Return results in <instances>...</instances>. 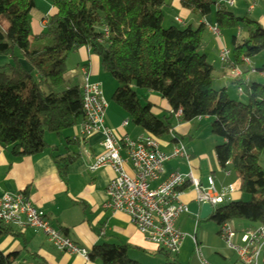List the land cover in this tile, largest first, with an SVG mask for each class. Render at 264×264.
<instances>
[{
	"label": "trees",
	"instance_id": "obj_1",
	"mask_svg": "<svg viewBox=\"0 0 264 264\" xmlns=\"http://www.w3.org/2000/svg\"><path fill=\"white\" fill-rule=\"evenodd\" d=\"M37 1L0 0V58L11 62L0 69L1 149L16 160L36 157L47 149L46 134L60 137L82 123L81 88L66 82L65 60L85 48L98 59L101 73L117 84L112 103L144 135L155 141L168 137L177 113L180 124L211 120L212 136L223 142L214 149L216 163L250 200L220 206L203 223L211 222L218 229L234 222L264 226V174L259 166L264 152V86L248 85L242 77L232 82L242 90L245 103L232 101L225 90L213 89V69L199 53L204 25L195 30L164 29L162 9L167 0H41L52 15L31 38L29 17ZM180 5L199 20L213 16L219 34L245 33L241 41L231 37L230 70L264 52V28L258 24L234 17L214 0H181ZM258 73L264 74V65ZM135 91L158 96L169 116L153 117L152 107L141 106ZM66 145L77 144L66 140ZM52 161L65 182L75 157ZM9 234L0 227V239ZM127 250L95 246L88 261L137 264L129 260ZM162 256L164 264H176ZM17 257L0 253V264H15Z\"/></svg>",
	"mask_w": 264,
	"mask_h": 264
},
{
	"label": "crops",
	"instance_id": "obj_2",
	"mask_svg": "<svg viewBox=\"0 0 264 264\" xmlns=\"http://www.w3.org/2000/svg\"><path fill=\"white\" fill-rule=\"evenodd\" d=\"M214 1L217 3L216 0ZM223 1L234 2V6L228 9L234 17L247 19L264 28V4L257 2V0ZM180 2L181 0H167L166 12L162 13V27L164 29L192 28L195 30L200 25H204L206 29L199 53L206 56L210 67L213 69L212 87L214 90H225L228 97L231 95L234 98L233 100L241 103L244 96H237L236 88L227 75L231 71V66L228 65L225 67L218 60L220 50L227 51L229 53V59H231V50L227 47L229 41L225 42L221 35L218 41H216L210 34V29L215 28L213 16H209L204 20L194 18L181 8ZM33 13L34 11L31 12L30 16ZM35 13L33 14L34 17L32 16L33 25H31L30 30L33 37L42 31L46 19L52 15V9L41 0H38L35 6ZM223 34L227 35L230 41L233 36L238 41L245 38V33L240 31L238 33ZM208 39L212 40L210 46L206 44ZM255 59L249 60V67L242 66L239 69L243 75L241 80L248 85L255 83L264 86V74L258 73L264 65V60L261 67L258 68L255 66ZM10 65L11 62L8 59L0 58V69ZM65 67V80L72 87H81V70H85L88 74L90 84H100L98 82L101 76L99 61L88 49L81 48L77 52L69 54L65 60ZM229 87L232 88L233 93L229 91ZM229 99L231 98L229 97ZM149 100L152 102L150 104L152 114L158 117L163 116L162 119L169 116V109L163 100L154 96H150ZM245 101L246 99H244ZM121 113L118 108L109 109L107 107L104 117V127L118 138L127 137L129 140L134 141L143 136V133L134 135L133 140L129 137L126 131L129 126L127 128L121 127L123 122H127L123 113ZM172 122L175 124L172 127V134L169 137L172 136L175 141L170 138L166 150L162 151L159 145L158 150L164 155H169L173 147L179 144L186 151L189 160L174 159L169 161L164 169L165 176L174 172H178L184 176L191 175L203 189L207 187V179L211 177L214 181V187L217 190L231 188L232 193L228 196V203L236 202L237 200L241 201L242 195L238 191L237 183H230V177L227 178L222 174L214 155V169L208 172V175H205L206 178H204L201 171L202 164L206 161L209 165V161H207L209 155H206L201 149L192 148L191 144L184 147L182 139L176 135V133H179L187 137L190 142H193L192 139L195 140V143L211 142L214 146V152V149L223 142L213 140L211 120L201 119L190 124H180L177 120L173 119ZM194 130L196 135L193 138L190 137V134ZM69 133L68 140L72 141L77 134V128ZM101 141L102 138L100 135H94L85 144L76 145L78 153L72 155L75 157V163L69 167L65 182L58 177L52 161V158L56 157L54 154L59 153L57 146L52 145L48 147L46 145L47 149H51V152L46 153L44 151L39 156L19 160L13 159L8 150L0 148V199L5 195H23L33 209L47 216L54 230L59 233L62 232L64 237L74 246L87 253L93 247L99 246L100 244L114 247H128L127 257L129 260L137 264H145L139 259L147 258L152 260L153 258H148L150 256L149 254L154 251L151 248L152 246L144 241L125 216L111 214L102 209L106 201V189L113 178L112 172L105 169L90 174L87 171L91 163L103 155ZM53 149H56V152H53ZM172 161L174 165L171 167L169 164ZM191 161L192 164H189ZM184 166L188 168V173ZM211 166L213 168V164ZM259 166L264 174V152L261 154ZM125 171L130 173L127 166ZM195 200L196 195L194 191L191 187H187L182 198V204L186 206L187 214L182 215L175 224L177 231L185 236L179 254L176 257V263L189 264L188 258L190 260L193 256L192 264H199L195 256V251H197L199 258L206 264H240L238 258L229 252L219 239V229L217 227L215 231H199L201 225L206 224L203 222L209 219L203 222L199 221L201 207L196 204ZM199 222L203 224H199ZM237 223L240 224L232 230L238 235L258 228L242 224V222ZM0 253L4 257L18 254L15 264H98L97 262L91 263L87 260L85 261L78 256L59 254L51 248L42 235L32 232H27L25 235L20 236L14 230H10L9 235L0 239ZM158 263L159 261L157 260L155 264Z\"/></svg>",
	"mask_w": 264,
	"mask_h": 264
},
{
	"label": "built area",
	"instance_id": "obj_3",
	"mask_svg": "<svg viewBox=\"0 0 264 264\" xmlns=\"http://www.w3.org/2000/svg\"><path fill=\"white\" fill-rule=\"evenodd\" d=\"M216 1L228 9L234 6V2ZM257 2L264 4V0ZM210 34L214 38H220L216 28L210 29ZM218 60L221 65L228 66L229 53L220 50ZM242 65L249 67V61L243 60ZM81 75L83 121L77 127V134L72 142L83 145L94 135L102 138L103 155L87 168L90 174L105 169L112 172L113 178L106 189V201L102 209L125 216L144 241L156 247L159 254L176 258L185 239L177 231L175 224L182 215L187 214V208L182 204L186 188L191 187L194 191L197 205H207L212 212L228 203L231 188L217 190L211 177L207 179V187L203 189L191 175L184 176L174 172L165 176L164 169L169 161L189 160L186 151L177 144L169 155H164L159 152L157 141L149 136L144 135L134 141L127 137H116L104 127L107 106L100 86L90 84L85 70H81ZM227 75L234 82L242 77V72L236 69L229 71ZM236 94L243 97L241 89H236ZM179 116V113L175 114L174 119L177 120ZM128 126V122H123L121 127ZM171 139L175 141L172 136ZM126 166L130 173L125 171ZM222 174L229 177L227 172ZM0 227L14 230L20 236L27 232L40 234L55 252L78 256L88 261V253L54 230L47 216L33 209L23 195H5L0 199ZM219 239L238 258L240 264H258L264 251V226L238 235L229 225H224L219 229ZM192 242L195 245L193 239ZM195 256L199 264H206L199 258L197 251Z\"/></svg>",
	"mask_w": 264,
	"mask_h": 264
},
{
	"label": "rangeland",
	"instance_id": "obj_4",
	"mask_svg": "<svg viewBox=\"0 0 264 264\" xmlns=\"http://www.w3.org/2000/svg\"><path fill=\"white\" fill-rule=\"evenodd\" d=\"M166 10H168V9H166ZM164 12H166L165 11V7L162 9V13H164ZM33 14H36L35 13V10H34V13ZM33 14L29 17V20H30V25H29L30 30H31V25H33V20H32V16L34 17ZM41 16L43 17V15H41ZM220 35L225 40V42L226 41L227 42L229 41V43L227 44V47L231 50V42L229 40V37H227V35H224L223 33H221ZM31 38H34V37L31 35ZM214 39L216 41H218L219 38L218 39L217 38H214ZM202 40H204V38H202ZM206 44H207V46L208 45L210 46V44H212V40L208 39L207 42H206ZM263 60H264V52L260 56L256 57V59L254 60L255 66L258 67V68H260L261 65H262V63H263ZM98 82L100 83L99 86H100V91H101V94H102V98L104 99L105 103L107 104V107L109 109H116L115 105L112 103V97H113V95H114V93H115V91L117 89V84L115 83V81L110 76L104 75L103 73H101V76L98 79ZM229 91L231 93H233L232 88H230V87H229ZM231 93H229V94H231ZM135 94H136L137 100L139 101L140 105L143 106V107L146 104H149V105L152 104V102L149 100V97L150 96H154V97L159 98L156 95L147 94V93L140 92V91H135ZM229 97L232 100L234 99L231 95ZM244 99L245 98H243V100H242L241 103H245L244 102ZM233 101H236V100H233ZM152 115H153V117H155L158 120L162 119V117H163V116L158 117L155 114H152ZM123 116L127 120V118H126V116L124 114H123ZM174 124H175L174 122L171 123L172 127H174ZM195 130L190 134V137H193V138L195 137V135H196ZM126 131H127L129 137L132 140L134 139V135L142 134V132L140 130L132 127L131 125H129V128ZM69 132L63 133L60 137H55L54 135H48V134L45 135V137H44V143H45V145H47L48 147H51L52 145H55L58 148V152L59 153L54 154V156L65 158L67 156L68 157H71L72 155L78 153V149H77L76 146L74 147V146H68V145H66V140H68L69 139V136H70V133ZM176 135H177L178 138H181L182 139V142H183L184 147L187 146L188 144H191V147L192 148L201 149L202 151L205 152L206 155H209L208 158H207V161H209V165H208V163L206 161H204L203 164H202V169H201L204 178H206L205 175L207 176L208 175V172H211L214 169V160H213V155H214L213 148H214V146H213V144L211 142H208V143H204V142L195 143L194 142L195 141L194 139H192L193 142H190V141H188V138L187 137H184L183 135H181L179 133H176ZM143 136H144V134H143ZM170 138L171 137H169V136L168 137H164V138H162L161 140H159L157 142V144L159 145V147H160V149L162 151L166 150V148L168 147V143L170 142ZM213 140H216V142H220L219 139H217V138H213ZM207 150L209 151L208 153H207ZM45 152L46 153H49V152H51V149L48 148V149L45 150ZM190 163L192 164V161L189 162V164ZM211 164H213V168H212ZM173 165H174L173 161H172V163L170 162L169 166L172 167ZM184 168L186 169V171L188 173L189 172L188 171V168H186L185 166H184ZM235 189H236V186H235ZM240 197H241V195H240ZM249 200L250 199L248 197H243L242 196V200L241 201L243 203H248ZM237 202H240V200H237L236 202H232V203H237ZM239 224L240 223H237V222L231 223L230 224V228L231 229H234V227H237V225H239ZM242 224H246V223H242ZM246 225H248V224H246ZM208 230L215 231L216 230V226L213 223H206V224L201 225V228L199 229L200 232H202V231H208ZM101 245H103V244H100L99 246H101ZM150 246H152V245H150ZM151 248L154 251L151 254H149L150 256L148 258H153L152 259L153 261L150 260V259H147V258H145V259H139V260L142 261L145 264H155V262L157 263V260L159 261L158 264H164L163 256L162 255H159L157 253L158 250L156 249V247L152 246ZM191 256H192V254H191ZM170 260L172 262H175V263L177 262V259L176 258H173V257H171ZM192 260H193V256L190 258V260L188 258L189 264L192 262ZM176 264H178V263H176ZM258 264H263V255L260 256V258L258 260Z\"/></svg>",
	"mask_w": 264,
	"mask_h": 264
},
{
	"label": "water",
	"instance_id": "obj_5",
	"mask_svg": "<svg viewBox=\"0 0 264 264\" xmlns=\"http://www.w3.org/2000/svg\"><path fill=\"white\" fill-rule=\"evenodd\" d=\"M212 211L207 205H203L200 208L199 221L203 222L210 218Z\"/></svg>",
	"mask_w": 264,
	"mask_h": 264
}]
</instances>
